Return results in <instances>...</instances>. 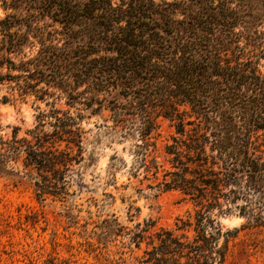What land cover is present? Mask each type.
I'll return each instance as SVG.
<instances>
[{
  "label": "trees",
  "instance_id": "16d2710c",
  "mask_svg": "<svg viewBox=\"0 0 264 264\" xmlns=\"http://www.w3.org/2000/svg\"><path fill=\"white\" fill-rule=\"evenodd\" d=\"M0 2V84L49 106L24 134L0 136V176L65 201L82 186V120L109 110L111 132L141 140L150 187L191 203L174 225L95 223L85 232L95 264H224L238 228L216 216L264 226V0ZM159 117L178 134L164 146L169 169L150 157Z\"/></svg>",
  "mask_w": 264,
  "mask_h": 264
},
{
  "label": "rangeland",
  "instance_id": "374dc122",
  "mask_svg": "<svg viewBox=\"0 0 264 264\" xmlns=\"http://www.w3.org/2000/svg\"><path fill=\"white\" fill-rule=\"evenodd\" d=\"M263 64L264 58H260L262 72ZM3 96L9 101L3 102ZM56 106L67 108L63 100ZM37 107L49 106L33 95L21 97L7 83L0 84V136H10L14 126L20 128L19 135L24 134L34 125ZM158 123L156 150L150 157L155 156L169 169L164 146L178 134L168 119L159 117ZM111 124L109 110L83 118L82 186H71L69 191L76 189V193L65 201L48 197L40 202L28 180L14 174L0 176V264H45L49 257L58 264L65 260L70 264H95L93 256L85 251V232L100 220L116 217L132 227L135 222L151 218L161 226L174 225L176 216L193 213L191 203L181 201L178 191L159 192L150 187L153 178L139 165L135 152L141 140L137 136L122 138L107 127ZM216 217L223 229L238 228L229 242L224 264H264V226L254 225L235 212Z\"/></svg>",
  "mask_w": 264,
  "mask_h": 264
}]
</instances>
